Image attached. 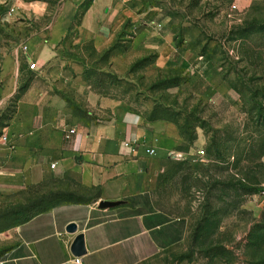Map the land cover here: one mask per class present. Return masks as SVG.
I'll return each instance as SVG.
<instances>
[{
  "label": "crops",
  "instance_id": "0c3cea01",
  "mask_svg": "<svg viewBox=\"0 0 264 264\" xmlns=\"http://www.w3.org/2000/svg\"><path fill=\"white\" fill-rule=\"evenodd\" d=\"M2 4L7 21H21L24 33L13 32L16 38L22 35L21 46L29 49L20 56L13 48L21 41L0 32V115L18 94L25 73L35 72L41 82L20 96L17 111L3 127L8 141L0 136V196L38 192L50 178L69 181L72 196L1 227L0 264H74L79 234L85 236L86 253L79 256L84 264H148L184 243L188 219L162 204L157 190L158 166L177 150L180 134L168 119L150 117L154 103L142 106L93 90L84 78L90 64L76 54L87 48L109 50L129 24L135 31L134 48L157 51L164 66L184 65L198 56L202 70L208 57L176 44L161 14L143 9L139 0ZM63 51L74 54L66 57ZM31 63L38 66L32 72ZM195 72L200 76L192 88L198 94L208 74L194 68ZM66 86L84 90V97H79L82 106L72 105ZM70 128L77 133L68 140ZM149 149L156 154L150 155ZM102 201L121 204L102 209ZM24 205L27 212L30 206ZM12 206L4 208L12 211ZM17 208L15 212L22 213V205ZM72 222L79 224L78 232L67 230Z\"/></svg>",
  "mask_w": 264,
  "mask_h": 264
},
{
  "label": "rangeland",
  "instance_id": "374dc122",
  "mask_svg": "<svg viewBox=\"0 0 264 264\" xmlns=\"http://www.w3.org/2000/svg\"><path fill=\"white\" fill-rule=\"evenodd\" d=\"M3 1L0 32L21 41L13 49L22 56L23 37L16 38L13 30L24 33V26L5 19ZM139 2L161 14L176 44L206 55L209 62L202 70L198 56L184 65L164 66L157 51L134 48L129 24L109 50L76 54L90 64L84 78L93 90L142 106L154 103L150 117L168 119L181 136L177 150L158 166L157 190L162 204L188 219L189 237L148 264H264V0ZM23 65L28 69V62ZM194 68L208 74L198 94L192 88L200 76ZM35 76L24 74L18 94L2 111L0 136L20 96L41 82ZM72 89L66 86L65 96L82 106L84 90ZM69 190V181L50 178L38 192L0 196V228L23 218L25 203L29 211L45 207L58 201L54 194ZM10 204L13 212L4 208ZM14 205H22V213Z\"/></svg>",
  "mask_w": 264,
  "mask_h": 264
},
{
  "label": "water",
  "instance_id": "95a60500",
  "mask_svg": "<svg viewBox=\"0 0 264 264\" xmlns=\"http://www.w3.org/2000/svg\"><path fill=\"white\" fill-rule=\"evenodd\" d=\"M121 202H111V201H102L100 203V208L107 209L112 208L120 205ZM67 230L71 233L78 232L79 224L76 222L69 223L67 226ZM74 254L78 256H82L86 253V246H85V236L84 234H79L75 240L74 247H73Z\"/></svg>",
  "mask_w": 264,
  "mask_h": 264
},
{
  "label": "built area",
  "instance_id": "2783aa9c",
  "mask_svg": "<svg viewBox=\"0 0 264 264\" xmlns=\"http://www.w3.org/2000/svg\"><path fill=\"white\" fill-rule=\"evenodd\" d=\"M4 1H6V3H8L10 0H4ZM14 12H15V10L13 8H11L9 10V14L10 15H12ZM23 49H24L25 52H28V49H29L28 45H24L23 46ZM36 68H37V64L36 63H31L30 64V69L35 70ZM76 133H77V130L75 128H70L66 132V138L69 140ZM2 139H3L4 142H7L8 141V136L7 135H3L2 136ZM125 145L127 147H133L134 146V143H132V142H125ZM148 152H149L150 155H155L156 154L155 149H149ZM203 153H204V151H202V154ZM55 166H56L55 163L52 164V167H55ZM73 262H74V264H84L83 259L81 257H79V256L75 257Z\"/></svg>",
  "mask_w": 264,
  "mask_h": 264
},
{
  "label": "trees",
  "instance_id": "16d2710c",
  "mask_svg": "<svg viewBox=\"0 0 264 264\" xmlns=\"http://www.w3.org/2000/svg\"><path fill=\"white\" fill-rule=\"evenodd\" d=\"M197 71H199V69H197ZM205 74H207V72L206 71H203ZM154 118H160V117H154ZM245 181L244 180H242L241 181V185H245V183H244ZM261 181L259 180L257 183H260ZM253 191H255V192H258L259 190L258 189H256V188H254V189H252ZM54 196L55 197H58L59 199H58V201L59 200H64V199H67V198H69V197H71L72 196V194L69 192V191H65V192H59V193H57V194H54ZM55 202H53V203H48V205L47 206H43V207H38L37 206V208H33V209H31L30 211L28 210L26 213H25V215H26V218L28 219V218H31V217H33L34 215H36L37 213H39L40 211H41V209L43 208V210H46L48 207H51L53 204H54Z\"/></svg>",
  "mask_w": 264,
  "mask_h": 264
}]
</instances>
